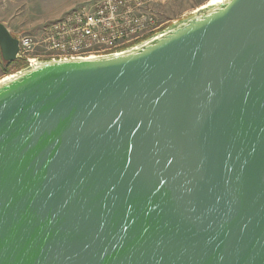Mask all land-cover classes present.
<instances>
[{
    "label": "water",
    "instance_id": "1",
    "mask_svg": "<svg viewBox=\"0 0 264 264\" xmlns=\"http://www.w3.org/2000/svg\"><path fill=\"white\" fill-rule=\"evenodd\" d=\"M201 7L0 79V264H264V0Z\"/></svg>",
    "mask_w": 264,
    "mask_h": 264
},
{
    "label": "built area",
    "instance_id": "2",
    "mask_svg": "<svg viewBox=\"0 0 264 264\" xmlns=\"http://www.w3.org/2000/svg\"><path fill=\"white\" fill-rule=\"evenodd\" d=\"M165 0H95L44 26L17 35V62L85 58L132 46L164 29L157 7Z\"/></svg>",
    "mask_w": 264,
    "mask_h": 264
},
{
    "label": "rangeland",
    "instance_id": "3",
    "mask_svg": "<svg viewBox=\"0 0 264 264\" xmlns=\"http://www.w3.org/2000/svg\"><path fill=\"white\" fill-rule=\"evenodd\" d=\"M95 0H0V22L12 35H38L50 22L60 18L74 8ZM210 0H165L157 7L164 27L189 17L196 9ZM16 68L12 66L10 72ZM2 65L0 60V78Z\"/></svg>",
    "mask_w": 264,
    "mask_h": 264
},
{
    "label": "trees",
    "instance_id": "4",
    "mask_svg": "<svg viewBox=\"0 0 264 264\" xmlns=\"http://www.w3.org/2000/svg\"><path fill=\"white\" fill-rule=\"evenodd\" d=\"M1 65H2V74H3L4 76H8V75H10V74H13L14 72H16V71H18V70H20V69H22V68L25 67L24 64L19 63V62H17V61L14 62V63H8V64H6V63H2V62H1ZM12 66H14L16 69H15L14 71H11V72H10V68H11Z\"/></svg>",
    "mask_w": 264,
    "mask_h": 264
},
{
    "label": "bare ground",
    "instance_id": "5",
    "mask_svg": "<svg viewBox=\"0 0 264 264\" xmlns=\"http://www.w3.org/2000/svg\"><path fill=\"white\" fill-rule=\"evenodd\" d=\"M220 1H221V0H210V1L207 3V5H204V6H202L201 8H204L205 6H209V5L216 4V3L220 2Z\"/></svg>",
    "mask_w": 264,
    "mask_h": 264
},
{
    "label": "crops",
    "instance_id": "6",
    "mask_svg": "<svg viewBox=\"0 0 264 264\" xmlns=\"http://www.w3.org/2000/svg\"><path fill=\"white\" fill-rule=\"evenodd\" d=\"M1 79V78H0Z\"/></svg>",
    "mask_w": 264,
    "mask_h": 264
}]
</instances>
